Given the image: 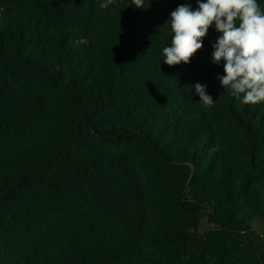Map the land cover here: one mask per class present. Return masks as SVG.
I'll use <instances>...</instances> for the list:
<instances>
[{"label": "trees", "instance_id": "1", "mask_svg": "<svg viewBox=\"0 0 264 264\" xmlns=\"http://www.w3.org/2000/svg\"><path fill=\"white\" fill-rule=\"evenodd\" d=\"M103 2L0 0V264H264V102L221 86L214 25L163 62L197 0Z\"/></svg>", "mask_w": 264, "mask_h": 264}, {"label": "clouds", "instance_id": "2", "mask_svg": "<svg viewBox=\"0 0 264 264\" xmlns=\"http://www.w3.org/2000/svg\"><path fill=\"white\" fill-rule=\"evenodd\" d=\"M113 0L99 5L107 9ZM136 8H144L145 0H131ZM192 10L188 4L170 13L171 46L162 49L168 66L188 64L203 47V38L211 26L220 33L212 45V63L223 61V76H217L223 89L245 105L264 102V9L257 0H197ZM199 102L205 108L214 104L207 85L194 86Z\"/></svg>", "mask_w": 264, "mask_h": 264}, {"label": "rangeland", "instance_id": "3", "mask_svg": "<svg viewBox=\"0 0 264 264\" xmlns=\"http://www.w3.org/2000/svg\"><path fill=\"white\" fill-rule=\"evenodd\" d=\"M199 200H202L204 202H206V199L203 197H199ZM209 219H202L200 221H198V232L199 233H204L207 231V221ZM210 220H213L210 218ZM253 231L256 233V235L259 236V238L262 240V242H264V224L262 223H257L253 226Z\"/></svg>", "mask_w": 264, "mask_h": 264}]
</instances>
